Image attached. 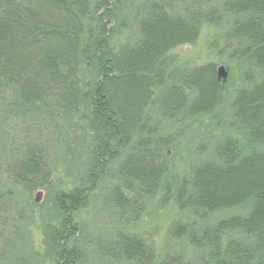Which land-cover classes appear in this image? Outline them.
<instances>
[{"label":"trees","instance_id":"obj_1","mask_svg":"<svg viewBox=\"0 0 264 264\" xmlns=\"http://www.w3.org/2000/svg\"><path fill=\"white\" fill-rule=\"evenodd\" d=\"M204 25L223 32L231 86L220 65L171 53ZM28 114L81 126L88 143L73 187L47 191L38 213L47 263L264 264V0H0V264H40L16 250L36 218L7 185L49 188L55 164L2 128ZM182 144L195 155L180 177ZM99 196L116 226L90 238L77 218ZM168 202L182 216L157 249L134 228Z\"/></svg>","mask_w":264,"mask_h":264},{"label":"rangeland","instance_id":"obj_2","mask_svg":"<svg viewBox=\"0 0 264 264\" xmlns=\"http://www.w3.org/2000/svg\"><path fill=\"white\" fill-rule=\"evenodd\" d=\"M220 29L221 28L215 26L204 25L200 29L198 37L193 44L180 45L174 48L171 53L177 56L181 64L187 63L188 66L212 62L216 64V67L219 65L225 67V61L223 59L225 53H221L224 39L222 38L223 32ZM127 32V30H124L121 33H117L115 37H113L114 40L117 41V43L123 42ZM225 70L228 74L225 80V82H227L230 72L227 68ZM84 75L87 77L88 71L87 73L84 72ZM232 75H234V73H232ZM231 78L228 80V86H231L234 81V78ZM27 117L30 121L28 120L29 122L25 123L22 118L14 115L13 118H10L11 120L9 119L3 124L2 128L4 132L7 131L11 136L15 134L22 136V134H25L23 132V130H25L27 134L33 135V139L36 138V140H40L41 146H45V154L49 157L48 160L50 163H54L55 166L53 167L52 175L49 177V188L42 187L32 192H27V194L21 193L19 196V193L22 191L21 188L11 184L10 186L7 185L15 191V199L11 201L13 202L12 208L20 206V208H22V215L26 214L25 220H27L28 216L34 217V220L36 218L34 224H28L29 233L25 238L26 244L23 245V247H16V250L24 251V248H31V251H33V254L31 256L29 255L31 259L40 264H49L42 259V233L39 228L38 213L42 212V210H46V214L49 213L50 206L46 205L44 202L46 197H49V193H52V190L62 189L64 191H69L73 187L77 176V166L81 164L83 159L86 160L88 143H86V138L81 132V126L75 127L68 124L66 120H62L60 123L58 121H47V124H45L44 116H40V118L38 117L39 119L34 120L29 114ZM170 133H175V128H171ZM2 135L4 134L0 136ZM4 137L7 138L6 135H4ZM1 139L3 138L1 137ZM174 153L178 156H173L174 162L171 161L172 164L175 165L173 173L181 177L186 174L187 161L195 154L189 152V148H187L185 144H182ZM47 191H49V193ZM50 195L52 196L53 194ZM33 200H36L35 203L39 205H34ZM102 200L103 197L101 196L95 197L90 201L89 206L82 209L78 214L77 219L82 224L85 234H88L90 238L103 237L104 234H107L110 229L116 226L113 223L114 219L112 218L111 220L110 218L111 215L113 216V211L109 209ZM29 203L34 206L25 208ZM178 216H182V214L171 202H168L164 208L161 209H155L151 206L141 216L134 231L153 239L156 248L160 249L161 246H164L165 233L169 223ZM20 226L21 224L19 227ZM25 229L27 231V228ZM20 243L19 241L18 244L20 245ZM27 244L30 246L28 247ZM94 257L95 256L91 254L86 257L85 264H98L99 260Z\"/></svg>","mask_w":264,"mask_h":264},{"label":"water","instance_id":"obj_3","mask_svg":"<svg viewBox=\"0 0 264 264\" xmlns=\"http://www.w3.org/2000/svg\"><path fill=\"white\" fill-rule=\"evenodd\" d=\"M217 76H218V79H223L225 80L226 76H227V72L225 71V68L224 66H219L217 68Z\"/></svg>","mask_w":264,"mask_h":264}]
</instances>
